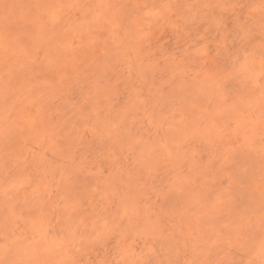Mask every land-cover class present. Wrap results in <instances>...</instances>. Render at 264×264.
<instances>
[{
    "label": "rangeland",
    "instance_id": "rangeland-1",
    "mask_svg": "<svg viewBox=\"0 0 264 264\" xmlns=\"http://www.w3.org/2000/svg\"><path fill=\"white\" fill-rule=\"evenodd\" d=\"M0 264H264V0H0Z\"/></svg>",
    "mask_w": 264,
    "mask_h": 264
}]
</instances>
